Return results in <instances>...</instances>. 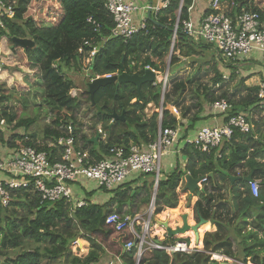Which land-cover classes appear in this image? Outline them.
<instances>
[{
  "label": "trees",
  "instance_id": "1",
  "mask_svg": "<svg viewBox=\"0 0 264 264\" xmlns=\"http://www.w3.org/2000/svg\"><path fill=\"white\" fill-rule=\"evenodd\" d=\"M48 1L59 3L60 7L57 9L53 7V14H50L48 8L45 15L41 13L42 8L38 7V12L41 8L40 14L43 18L41 21L34 20L32 15H26L29 0H17L14 16L2 17L4 27L0 29V39L6 40V47L9 46L12 50L21 48L12 41L13 37L33 40L32 47L22 48L28 67L39 72L33 84H29L28 91L30 90L29 94L33 100H36V96L32 93L39 92L43 103L53 113L49 124L45 125L40 133L29 131L28 128L34 119L17 117L16 110L10 105L9 97L2 93L6 85L0 83V105L2 104L0 121L5 122L6 126L16 121L11 131L4 132L0 128V143L4 145V149H9L14 144L34 145L37 138L56 139L60 135H65V131L59 127L66 125L72 126L70 134L74 137L76 146L87 151L96 160L107 155L108 149L114 145L146 144L156 138L158 112L154 110L147 114L145 108L149 103H153L155 109L159 107L161 82L143 84L141 98L131 83L118 85L108 83L100 86L93 95L95 104L102 109L100 113L91 107L87 90L75 96L69 94L70 89L75 86L69 72L81 70L85 53H79L78 49L83 46L85 40H89L92 45L85 46L84 49L97 47L89 66V72L93 76L119 74L122 71L121 63L128 73L137 71L140 74L145 68L163 71L168 62V70L172 74L186 66H194L195 71L183 75L184 77L168 75V82L175 84V89H171L173 93L177 90L180 94L183 92V85L180 82L176 84L175 80L184 78L183 83H200L204 78L207 83L208 71H213L212 83H208L209 85L205 83L200 87L201 95L205 103H214L222 99L229 103L225 121L232 115L258 110L257 87L246 88L243 79L236 80L235 64L230 62L226 64L223 61L225 66L232 65L229 76L224 78L216 65L211 64L209 60L203 63L202 52L215 48L204 40L195 39L182 31L181 21L188 18V7L192 0H183L181 6L180 0H170L158 14H151V18L158 21V24L146 18V28L140 29L127 39L111 34L114 22L103 0ZM232 1L235 2L237 13L241 10L257 12L264 20V0ZM249 1L252 2L250 5ZM178 16V28L174 32ZM89 17L99 24L98 30L94 29V24L88 22ZM42 22L47 23L41 24ZM202 68L205 72L199 74ZM30 85L38 90L32 91ZM198 87V85L195 87L197 96ZM169 90L164 94L162 126L176 124L172 111L165 109L170 95ZM178 103L175 101L176 106ZM188 109V107L185 109L184 114ZM112 112L118 115L123 113L124 121L117 119L111 123ZM254 125L248 133L236 129L231 139L225 141L222 147L213 148L209 152L185 145L182 149L186 156V159L182 160L183 168L177 161L171 172L166 175L161 173L153 215L156 216L164 209L178 205L177 189L187 172L193 178L206 176L212 190H221L223 182L230 178L229 173L241 163L251 169L261 170L264 175V163H259V160L264 159L262 133L264 121L254 120ZM98 127L106 131V139L94 143L91 138L97 133ZM25 133L29 134L30 140L23 138ZM15 139L18 141L15 142ZM36 147L46 149L45 146ZM209 173H212L211 176ZM261 184L263 186L257 198L251 199L246 196L248 208H256L264 202V179ZM132 190L136 188L126 182L113 189V197L105 203L86 202L83 206L73 207V202L65 199L41 202L39 194L32 186L12 189L9 204L0 205V264H96L106 252L120 257L123 264H136L135 247L129 250L124 248L125 243L133 238L132 235L126 229L115 231L105 223L106 215L111 212H118L123 216L135 214L130 212L133 203L129 209L122 204L130 197ZM114 202L117 203V208H111ZM123 207H126L124 211ZM170 213L176 216L179 208L159 215L166 218L165 216ZM151 226L150 233L158 235L161 232L159 236L163 238L164 243L178 240L174 236H168L162 227L155 225L158 228L155 230L153 226L151 229ZM77 238H83L89 243L88 253L84 256L72 250V244ZM262 242L264 243V238ZM11 251L14 252L10 254ZM249 254L252 264H264L258 253L249 251ZM138 264H209V262L205 255L196 251L174 252L170 255L164 249H153L149 254L143 255Z\"/></svg>",
  "mask_w": 264,
  "mask_h": 264
},
{
  "label": "built area",
  "instance_id": "2",
  "mask_svg": "<svg viewBox=\"0 0 264 264\" xmlns=\"http://www.w3.org/2000/svg\"><path fill=\"white\" fill-rule=\"evenodd\" d=\"M169 1L163 0L161 4L150 6L149 9L156 15L168 5ZM103 2L114 22L111 29L112 35L127 39L140 29L146 28L145 21L134 24L133 15L140 7L133 1L103 0ZM220 2L221 0H212L211 10L197 22L189 17L183 19L181 21L182 31L188 36L202 39L211 44L218 56L230 63L244 59L254 50L264 52V20L260 18L259 14L246 10L231 14V10L235 8V2L231 0V10L229 11L221 9ZM14 13V8L11 5H6L4 0H0V28L4 26L1 18H12ZM87 20L94 24L95 30L99 29V24L91 17ZM178 23L179 16L174 32L178 28ZM91 45L89 40H85L83 46L78 49L79 53H85L82 62H87L83 67L88 71L86 74L88 82L99 77H110L116 74L109 73L96 76L90 74L89 66L97 52V47L94 46L90 50L84 49V47ZM154 72L156 73V82L154 83L162 82L164 93L167 87L168 71L165 72L164 79L159 81L156 70ZM256 96L258 111L264 115V81L259 83ZM163 101L164 97L161 96L160 105L155 109L158 112V130L153 141L146 144L130 143L127 146L114 145L108 149L107 155L98 160L94 159L87 151L76 146L75 139L70 134L72 132L71 125L59 127L65 131V135H60L56 139L37 138L34 145L14 144L11 148L4 149V145L0 143V205L7 206L9 204L12 189L32 186L39 194L41 202L65 199L73 202V207H80L85 205L86 201L75 199L72 185L81 179L91 180L99 187L113 190L124 184L129 178L133 179L136 175L152 174L154 186L157 187L161 177L162 158L171 150L180 152L181 147L192 145L198 150L209 152L231 139L236 129L243 133H248L253 129L248 114L242 112L228 117L220 125L202 126L194 135H186L179 124L161 125ZM212 107L216 111L226 114L229 103L222 99L212 103ZM148 108L149 104L145 108L147 114L150 113H148ZM171 111L179 119V109L175 103H172ZM2 123L4 124L3 121L0 124ZM5 127L6 124L3 128ZM9 129L12 130V128ZM97 133L99 134L98 140L106 139L104 129L98 127ZM23 138L30 140L28 133L23 134ZM16 141L18 140L15 139ZM36 145L38 147L45 146L46 149H38ZM206 180L207 177L205 176L201 182ZM249 186L253 196L257 197L260 182L253 178L249 182ZM150 203L152 208L154 201ZM153 208L152 210H154ZM151 212L153 213V211ZM152 213L144 225L140 223L142 217L139 214L123 216L118 212L107 214L105 223L113 227L115 231L126 229L132 235L133 238L125 243L124 248L129 250L135 247L136 264L147 249H164L167 253H188L189 250L184 243L176 242L171 245H162L148 236ZM118 264H121L119 260Z\"/></svg>",
  "mask_w": 264,
  "mask_h": 264
},
{
  "label": "crops",
  "instance_id": "3",
  "mask_svg": "<svg viewBox=\"0 0 264 264\" xmlns=\"http://www.w3.org/2000/svg\"><path fill=\"white\" fill-rule=\"evenodd\" d=\"M6 5H11L12 8H15L17 4V0H4ZM136 3L140 9L136 11L133 15L134 24H140L146 20L148 15V10L150 6H156L163 2V0H131ZM183 1V0H182ZM180 0V6L182 4ZM254 1V0H252ZM257 1V0H256ZM41 2L39 0H29L28 2V9L26 15H31L29 13L31 6H41ZM48 7H55V9L59 8V3L54 2L49 3ZM212 0H192L190 6L188 7V17L191 18L194 22H197L201 19V17L210 11V4ZM258 2V1H257ZM252 2L249 1L248 5ZM52 4V5H50ZM221 9L224 11L231 10V0H221L220 2ZM36 8V9H37ZM42 15H45V11L48 9H43L42 7ZM153 12L150 10V15ZM235 8L231 10V14H236ZM2 20V18H1ZM3 21V20H2ZM4 27V26H3ZM2 27V28H3ZM0 28V29H2ZM203 63H207L206 61L209 60L211 64L216 65L219 69L220 73L224 78L229 76V70L231 66L224 65L222 62L224 61L220 56H218L215 49H205L203 52ZM226 64L229 62L224 61ZM235 64V74L236 80L243 79L244 80V87H257L260 82L264 81V52L259 50L252 51L247 57L244 59L237 61ZM167 67V66H166ZM169 69V67H168ZM167 69V70H168ZM169 71V70H168ZM195 71L194 66H186L183 69L176 70L174 74L171 75H189ZM183 72V73H180ZM205 70L202 68L199 72L203 74ZM208 73V72H207ZM210 73V72H209ZM158 77V76H157ZM179 77V78H181ZM204 77V76H203ZM206 78V77H205ZM208 79V78H206ZM184 78L175 80L176 84L180 82L183 87V92L180 94L178 90L174 92L172 95H169V101L175 103V101L179 102L177 107L179 109V116L177 119L176 115H174L176 119V124H179L180 127L184 130L186 135H194L196 131L202 126H214L220 125L225 122V114L219 111H216L212 107V103H205L203 96L201 95L200 99L198 98L196 102L201 103L199 104L197 111L193 113H185L183 110L187 107L193 106L195 104H188L186 100L185 94L187 90L192 91L193 95L197 98L198 96L195 93V87L198 85L201 87V82H206L204 78L201 79L199 83H183ZM171 84V83H170ZM205 84V83H204ZM185 98V99H184ZM167 100V102H169ZM219 101V100H218ZM153 103H149L150 105ZM151 106L148 108L150 110ZM155 108V107H154ZM192 108V107H191ZM155 110V109H154ZM251 110V109H250ZM182 111V112H181ZM152 112V111H151ZM248 114L249 121L253 124L254 128V120L258 122L264 121V115L260 113L258 110H251ZM194 117H197L194 119ZM187 129V130H186ZM223 144L220 146L222 147ZM218 147V148H220ZM183 147H181L180 152H175L171 150L167 154L164 155V170L161 171L162 175H166L171 170H173L174 165L177 161H179L181 168H183L184 162L182 160L186 159L185 154L182 152ZM264 160V159H262ZM261 160V161H262ZM260 161V160H259ZM260 161V162H261ZM254 170V168H252ZM252 169L247 166L246 164H239L235 167L229 174L233 176L232 180L229 178L225 182H223V187L221 190H212L210 188V182L207 180L205 182H201V179L205 176L200 178L199 182V189L191 193L186 187V181L183 177V182L180 184L181 186L178 187V195L179 201L178 205L176 206L179 208V213L175 216L172 213L167 214L166 218H161L160 213L157 214V219L161 221H167L168 225L174 229L177 227H182L183 225V217L185 216V220L188 225L196 226L197 236L195 231L192 229H188L183 233H178L174 235L175 238H178L175 242L164 243L162 241L163 238L156 235L151 237L155 242L160 243L162 245H171L176 242L184 243L187 245L188 253L191 252H199L202 255H205L208 258L209 264H252L250 261L251 254L249 251L256 252L260 256V260H264V243L262 239L264 238V208L258 209V207L263 204L262 202L256 208L250 207L245 201L246 196L250 197L251 199L257 198L253 196L249 182L244 180ZM261 170L257 171L254 170L253 177L255 179L261 181L262 178L260 176L262 173ZM188 173V172H187ZM209 175V174H208ZM141 175H136L133 179L129 178L126 182L130 183V186L137 185L140 188V192L138 190H132L130 197L126 199L122 204L126 205L127 208H130L131 203L133 206L130 208V212H134L135 214H139L142 216V219H146L147 216H144L148 211L149 201L151 202L152 197L155 195L153 192V196H151V183L153 182L152 179H147L146 185L143 183L136 182V179L139 178ZM210 176V175H209ZM88 181L86 179H81L80 181L76 182L81 187H85V182ZM125 182V183H126ZM87 184V182H86ZM123 185V184H122ZM263 185L260 182L259 194L261 191V187ZM157 191V187H156ZM135 196L133 197V195ZM203 194V195H202ZM77 195L75 194V197ZM187 198L188 204L183 203V198ZM113 197V196H111ZM110 197V198H111ZM110 198L106 201H94L96 204H102L107 202ZM85 200V199H84ZM129 201V202H127ZM117 203L112 204L111 208H115ZM117 208V207H116ZM126 207L122 208L124 211ZM154 213V210H153ZM152 213V215H153ZM155 216V215H154ZM172 216V218H171ZM150 225L153 226V229L157 230L158 228L155 226H160L162 229H165L162 225L157 223L156 221H150ZM151 226V229H152ZM140 229V227H138ZM150 230V226H149ZM152 232V230H150ZM207 239V246H205ZM258 239V240H257ZM87 242L86 240H84ZM75 242V241H74ZM87 246L84 249L83 256L88 253L89 250V243L87 242ZM148 250V251H147ZM144 255L149 254L153 249H147ZM174 252L168 253L172 254ZM187 253V252H185ZM183 254V253H182ZM113 255L110 252L104 253L98 263L96 264H118V260L123 264L120 257Z\"/></svg>",
  "mask_w": 264,
  "mask_h": 264
},
{
  "label": "rangeland",
  "instance_id": "4",
  "mask_svg": "<svg viewBox=\"0 0 264 264\" xmlns=\"http://www.w3.org/2000/svg\"><path fill=\"white\" fill-rule=\"evenodd\" d=\"M41 6L43 7V9L49 8L50 14H53V10H52L53 7H48L47 0H43L41 2ZM30 8L31 9H30L29 13L33 16L34 20H40V21L43 20L42 15L40 14L41 8H39V12L36 9L37 6H31ZM46 23L47 22H42L41 24H46ZM1 44H3V46H1ZM6 45H7L6 40L0 39V63H1L0 83H5V85H6V88L2 93H4L5 95H7V97H9V100L11 101V104L10 103L9 104L13 105V108L16 110L17 117L19 119H21V118H24V119L33 118L34 119V122L28 128L29 131H31V132L36 131V132L40 133L41 129L45 125L49 124L53 113H51L48 110L49 107L48 106L46 107V105L43 103L42 98H41V94L39 92L32 93V94H34V96H36L35 97L36 100H33L30 97L31 94H29L30 90L28 91V89H29L28 86H29V84H33L34 79L37 75H39V72L37 69H30L28 67L26 56H25V53H24L22 47L21 48L18 47L20 49L12 50L11 48L9 49V46L6 47ZM86 63H87L86 61L84 63L82 62V67H81L80 71H78V72L73 71L72 73L69 72V75L74 79V83H75V86L73 88H71L69 91V94L71 96L72 95L73 96L79 95L78 93H80V92H78L77 89H83L81 94H83L86 91L85 90L86 87H84V86H86L88 83V78L86 76L88 71L83 67V65H85ZM166 66H167V64H166ZM166 71H168L167 67H165V69L163 71H156L157 76H158L157 77L158 81L160 79H164ZM171 71H173V69ZM168 72H167V74L169 75ZM208 72H210V73H209V77L207 79V83L203 81V82H201V85H204V83H206L207 85L212 83L211 79H212L214 73H213V71H208ZM26 73H29V74H26ZM180 73H183V72H180ZM168 81H167V87L165 89L166 91L164 90L165 91L164 93H163V83L161 82V96L162 97H164V94L166 92H168L169 89H170L169 94L172 95L173 92L171 89L172 88L175 89V84H170L171 82L169 83ZM201 89L202 88H200V87L196 88V92L199 93V96L197 98L194 96L195 94L193 95L192 91L187 90V92L184 96V97H186L185 101H188V104H195L196 103L195 105L188 107L189 109H188L187 113H193V112L197 111V108H198L200 103L196 102V100L198 98L200 99V97H201V91H202ZM31 90L36 91L38 89H36L34 86H31ZM166 104H168L172 110V102L169 101V102H166ZM1 106H2V104L0 105V107ZM150 106H151V108H150V110H148V113L149 112L152 113L155 109L154 105L151 104ZM185 109H187V108H185ZM185 109L183 110V112L185 111ZM15 122L16 121H14L12 124L6 126L7 128H3L5 125V122H4V124L3 123L0 124V128H2V131H4V132L11 131L9 128H12V126H13V124H15ZM262 133H264V127H262ZM259 135H261V134H259ZM164 160H165V157L163 156L162 161H161V171L162 172L164 170ZM259 163H264V160H262ZM152 178H153L152 174H143L139 178L136 179V182H138V184L139 183L145 184V182H146L145 180H147V179L150 180ZM260 178H262V180L261 181L258 180V181L262 182L264 179V175H261ZM86 182H87V184H86ZM86 182H85L84 188L80 187L78 185V183H74L72 185L74 193L77 194V196H76L77 199H85L86 202L103 201V200L106 201L108 198H110L111 196L114 195V192L112 190H106L103 188H99L97 186V184L91 180H88ZM150 186H151V190H152L151 196H153V192H154V188H155L154 182H152ZM133 187H135L136 190H138V192H140V188L142 186L137 187V185H134ZM183 203L185 205L188 204V200H187V198L185 199V196L183 198ZM153 207H154V205L152 206V208ZM152 208H151V203L149 201L148 211L143 215L144 216L148 215V217H149L150 214L152 213L151 211H153ZM175 208L176 207L166 208L161 213L165 214V212L173 211ZM148 217H146V219H142L140 221V223L142 225H144V223L147 221ZM153 217L157 218V216L151 215V220L153 219ZM74 228L76 229L75 226H74ZM160 234H162V233L160 232ZM160 234H158V236ZM156 235L157 234H154V233L151 234L150 230H149V233H148L149 237H153ZM87 245H88L87 242H85L83 238H77L75 240V242H73V244H72V250L74 253H76L78 255H82L84 253V249L86 248ZM13 252L14 251H11L10 254H12ZM52 264H56V263H52ZM237 264H240V263H237Z\"/></svg>",
  "mask_w": 264,
  "mask_h": 264
},
{
  "label": "water",
  "instance_id": "5",
  "mask_svg": "<svg viewBox=\"0 0 264 264\" xmlns=\"http://www.w3.org/2000/svg\"><path fill=\"white\" fill-rule=\"evenodd\" d=\"M182 1V0H181ZM182 5V4H181ZM147 17L149 19H151V21L154 24H158V21L154 20L153 18H151L150 15V10H148V15ZM12 41L19 47L22 48H26V47H32L34 45V42L30 39V38H18V37H13ZM169 67V62L167 64V69ZM121 68L122 71L119 74H114L110 77H99L96 78L94 80H92L91 82H88L86 86V90L88 91L89 95H90V103H91V107L96 108L98 110V112H102L101 107H99L98 105L95 104L93 95L94 92L102 85L108 84V83H115L116 85L121 84V83H131L135 86L136 90L138 91L139 94V98H141V87L143 84L148 83V82H156V73L154 72V70L150 69V68H145L144 72L142 74L138 73L137 71H133L132 73H128L124 67L123 64L121 63ZM78 92H82V89H77ZM165 109L171 110V108L169 107L168 104L165 105ZM111 117V123L114 120L117 119H121L124 121V115L123 113L121 115H118L116 112H112L110 114ZM99 138V134L96 133L91 139L94 143H96V141ZM212 173H209V175L211 176ZM253 174H254V170L252 169V171L246 176L244 177L245 181L251 182L253 180ZM200 178H193L189 173H186L184 176V179L186 181L185 187L191 192L193 193L194 191L199 189V182H200ZM232 178H234L233 176H230V179L232 180ZM156 192V187L154 188V195ZM154 201V196L152 197L151 202ZM129 202V201H127ZM264 208V203L261 204L258 209ZM152 221H156L157 223H159L160 225H162L168 236H174L178 233H183L188 229H192L193 231L196 230V226H191L188 225V223L185 220V216L183 217V225L182 227H177L172 229L169 225L167 221H161L158 220L156 217H153ZM264 228V226H263ZM195 234L197 236V232L195 231Z\"/></svg>",
  "mask_w": 264,
  "mask_h": 264
},
{
  "label": "bare ground",
  "instance_id": "6",
  "mask_svg": "<svg viewBox=\"0 0 264 264\" xmlns=\"http://www.w3.org/2000/svg\"><path fill=\"white\" fill-rule=\"evenodd\" d=\"M148 251V250H147Z\"/></svg>",
  "mask_w": 264,
  "mask_h": 264
},
{
  "label": "clouds",
  "instance_id": "7",
  "mask_svg": "<svg viewBox=\"0 0 264 264\" xmlns=\"http://www.w3.org/2000/svg\"><path fill=\"white\" fill-rule=\"evenodd\" d=\"M86 90V89H85Z\"/></svg>",
  "mask_w": 264,
  "mask_h": 264
},
{
  "label": "flooded vegetation",
  "instance_id": "8",
  "mask_svg": "<svg viewBox=\"0 0 264 264\" xmlns=\"http://www.w3.org/2000/svg\"><path fill=\"white\" fill-rule=\"evenodd\" d=\"M79 94V93H78Z\"/></svg>",
  "mask_w": 264,
  "mask_h": 264
}]
</instances>
